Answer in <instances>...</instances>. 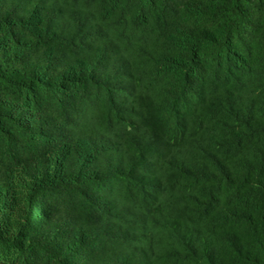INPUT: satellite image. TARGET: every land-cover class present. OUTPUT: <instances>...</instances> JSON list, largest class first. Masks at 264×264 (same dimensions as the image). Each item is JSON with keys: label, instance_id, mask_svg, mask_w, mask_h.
<instances>
[{"label": "trees", "instance_id": "1", "mask_svg": "<svg viewBox=\"0 0 264 264\" xmlns=\"http://www.w3.org/2000/svg\"><path fill=\"white\" fill-rule=\"evenodd\" d=\"M0 264H264V0H0Z\"/></svg>", "mask_w": 264, "mask_h": 264}, {"label": "bare ground", "instance_id": "2", "mask_svg": "<svg viewBox=\"0 0 264 264\" xmlns=\"http://www.w3.org/2000/svg\"><path fill=\"white\" fill-rule=\"evenodd\" d=\"M99 1V0H98ZM105 10V9H104ZM107 20V19H106ZM105 23V22H104ZM187 25V24H186ZM191 30V29H190ZM172 56V55H171ZM245 89V88H244ZM223 91V90H222ZM224 92V91H223ZM227 94V93H226ZM219 96V95H218ZM220 98V97H219ZM221 99V98H220ZM225 102V101H224ZM149 108V107H148ZM151 109V108H150ZM144 111V110H143ZM241 122V121H240ZM251 149V148H250ZM248 150V149H247ZM126 196V195H125ZM134 197V196H133ZM155 209V208H154Z\"/></svg>", "mask_w": 264, "mask_h": 264}]
</instances>
